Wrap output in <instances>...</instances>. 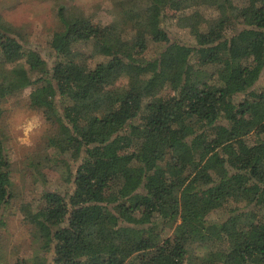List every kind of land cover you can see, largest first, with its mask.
<instances>
[{"label":"trees","instance_id":"trees-1","mask_svg":"<svg viewBox=\"0 0 264 264\" xmlns=\"http://www.w3.org/2000/svg\"><path fill=\"white\" fill-rule=\"evenodd\" d=\"M106 12L116 22L60 7L50 64L0 23V119L12 70L75 165L71 193L30 197L35 255L12 264H187L194 246L192 264H264V0H111ZM153 12L178 28L150 29ZM155 62L168 71L159 92ZM3 140L0 218L15 200Z\"/></svg>","mask_w":264,"mask_h":264},{"label":"rangeland","instance_id":"rangeland-1","mask_svg":"<svg viewBox=\"0 0 264 264\" xmlns=\"http://www.w3.org/2000/svg\"><path fill=\"white\" fill-rule=\"evenodd\" d=\"M110 1L0 0V23L19 43L38 52L41 59L50 64L53 58L47 43L52 34L62 28L58 18L59 8H63L66 20L81 18L105 24L116 22V19L106 12ZM151 17L156 22L152 23L150 29L156 25L166 31L178 28L177 20L169 12L164 15L153 12ZM238 31L240 33L241 28ZM187 40L190 45L194 44L192 35H188ZM146 57L149 59L153 54L148 53ZM164 67L155 62L146 77L155 80L157 92L166 84L168 71ZM26 69L28 70V66ZM211 73V67L199 69L194 74L195 83L201 86L210 79ZM6 77L17 92L7 97L2 104L4 113L0 119V135L4 139L5 153L10 164L15 200L0 218V264H12L17 257L31 262L36 245L32 241V226L25 220L32 213L29 199L43 190L62 195L71 193L75 168L70 159V152L62 150L61 143L54 134V127L46 119L45 109L35 102L30 94L27 81L12 70L8 71ZM136 79L129 78L128 81L134 84ZM51 140L55 144L54 147L53 144L49 145ZM192 155L201 158L205 164L213 161V155H206L201 149H194ZM221 217L222 214L214 213L203 215L207 221H218ZM128 220L129 223H139L141 217L134 214ZM175 232L181 233L182 230ZM201 252L202 249L198 246L189 248L187 264H192ZM46 264H53L50 255Z\"/></svg>","mask_w":264,"mask_h":264}]
</instances>
